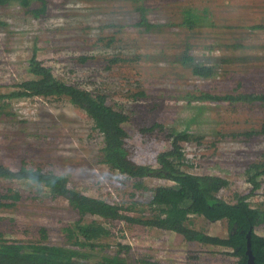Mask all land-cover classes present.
I'll return each mask as SVG.
<instances>
[{
	"label": "rangeland",
	"instance_id": "rangeland-1",
	"mask_svg": "<svg viewBox=\"0 0 264 264\" xmlns=\"http://www.w3.org/2000/svg\"><path fill=\"white\" fill-rule=\"evenodd\" d=\"M44 1L46 10L39 16L17 2L0 6V95L18 90L20 83L34 77L30 60L35 57L59 79L102 91L125 110L130 121L124 125L137 147L138 163L154 165L155 156L170 148L165 134L185 131L191 137L182 145V169L227 179L229 185L219 194L229 202L251 189L249 179L264 160V105L190 96L264 92V0ZM140 4L146 5V17L156 25L150 31L135 26ZM186 7H195L203 16L194 19L197 27L191 31L176 26ZM187 43L194 56L231 60L211 78L191 75L188 68L171 61ZM139 92L143 93L132 96ZM1 104L5 107L0 111L6 114H0V163L12 170L47 166L84 194L127 206L136 203V209L149 200L153 185L170 183L145 177L136 187L134 180L101 163L102 135L68 98H0ZM248 131L253 134L247 136ZM258 180L261 185L248 201L264 209V174ZM8 188L20 193L13 206L0 208V217L14 219L10 236L27 238L28 231L44 226L50 240L56 241L57 229L75 218L68 201L51 198L45 187L40 192L29 181L0 178V196L9 194ZM114 223L121 241L165 259L183 264L188 255L198 251L204 256L209 249L215 251L213 256L186 264L237 263L224 248L188 245L172 232ZM191 225L211 235L228 234L226 220L192 216ZM256 232L264 236V227Z\"/></svg>",
	"mask_w": 264,
	"mask_h": 264
},
{
	"label": "trees",
	"instance_id": "trees-1",
	"mask_svg": "<svg viewBox=\"0 0 264 264\" xmlns=\"http://www.w3.org/2000/svg\"><path fill=\"white\" fill-rule=\"evenodd\" d=\"M12 2H17L35 16L44 13L47 6L44 0H0V6ZM34 2L40 4L34 7ZM136 10L139 20L135 26H140L145 31H150L156 26L148 21L145 4L137 5ZM180 15L181 20L176 26L186 28L187 31L197 27L194 19L203 18L195 7L181 9ZM212 45L210 44L208 49H211ZM227 60L231 59L194 56L188 43L171 59L172 62L188 68L191 75L202 78L217 75L219 66ZM30 62V72L34 77L24 80L18 85V90L0 95V98H68L70 103L87 114L93 122V128L102 135L103 145L99 155L101 163L125 178L134 180L135 186L144 177L163 178L173 184L149 189V200L140 203L142 208L136 209V203L130 202L127 206L124 203L84 194L70 187L64 176L47 166L22 165L12 170L0 163V178L29 181L39 186L41 189L36 190L40 192L43 191L42 187H45L51 198L66 199L75 214L71 222L57 229L56 241L50 240V231L44 226L28 231L27 238L10 236V231H13L12 227L15 225L14 219L0 217V264H182L175 258L165 259L167 257H160L150 249L139 250L129 242L121 241L114 234V222L172 232L180 235L188 245L224 248L227 254L237 258L236 264L247 262V234L250 233L253 264H264V236L256 232L264 227V209L252 206L248 201L249 196L261 185L258 178L264 174V160L256 165L257 172L249 179L251 189L245 194L236 195L234 201H226L219 193L229 185L227 179L218 175L194 174L182 169V145L190 139V134L185 131L167 132L164 137L170 142V148L155 156L159 167L140 164L136 160L137 147L130 142V134L124 125L130 121V116L123 108L112 104L102 91L88 90L59 79L53 74L50 66L44 65L35 57H32ZM142 93H134L132 96L136 97ZM190 98L229 103L249 100L251 103L257 101L264 105V92L224 95L199 92ZM3 107L4 104H1L0 108ZM3 113L6 114L0 111V114ZM252 134L253 132H247V136ZM7 192L10 193L0 196V208L13 206L20 199L19 192H13L11 188H8ZM8 199L11 202L1 201ZM192 216H201L210 222L226 220L228 234L220 237L198 230L191 225ZM120 236L124 237L123 234ZM194 253L188 255L183 264L198 262L200 257L209 258L215 251L208 249L204 256H200L198 251Z\"/></svg>",
	"mask_w": 264,
	"mask_h": 264
},
{
	"label": "water",
	"instance_id": "water-1",
	"mask_svg": "<svg viewBox=\"0 0 264 264\" xmlns=\"http://www.w3.org/2000/svg\"><path fill=\"white\" fill-rule=\"evenodd\" d=\"M246 253L248 255V259L246 264H253V258L250 250V233L247 234V250Z\"/></svg>",
	"mask_w": 264,
	"mask_h": 264
},
{
	"label": "built area",
	"instance_id": "built-area-1",
	"mask_svg": "<svg viewBox=\"0 0 264 264\" xmlns=\"http://www.w3.org/2000/svg\"><path fill=\"white\" fill-rule=\"evenodd\" d=\"M142 164V163H141ZM143 165H148V163H143ZM151 167H153V168H158L159 166H158V164H157V162L154 164V165H150ZM123 176V175H122ZM169 181V180H168ZM170 182H172V181H170ZM173 183V182H172ZM111 191V190H110ZM110 196H112V198H114L115 197V193H113V191H111V193H110ZM147 202V201H146ZM117 203V202H116ZM138 207V209H139V207L140 208H142L141 207V205L139 204V206H137ZM144 208H146V205L144 206ZM127 242H129L131 245H133V243L131 242V241H127Z\"/></svg>",
	"mask_w": 264,
	"mask_h": 264
},
{
	"label": "crops",
	"instance_id": "crops-1",
	"mask_svg": "<svg viewBox=\"0 0 264 264\" xmlns=\"http://www.w3.org/2000/svg\"><path fill=\"white\" fill-rule=\"evenodd\" d=\"M144 178H145V177H144ZM153 178H157V177H153ZM158 179H161V178H158ZM162 179H163V178H162ZM129 180H132V179H129ZM141 180H142V179H141ZM165 180H166V179H165ZM167 181H168V180H167ZM169 182H170V181H169ZM168 184L171 185V184H173V183H172V182L167 183V184H166V183H164V184H163V183H159L158 185H153V188L156 187V186H159V185H168ZM150 193H151V192H150ZM223 199H224V198H223Z\"/></svg>",
	"mask_w": 264,
	"mask_h": 264
}]
</instances>
